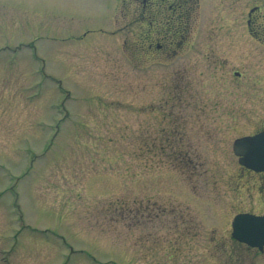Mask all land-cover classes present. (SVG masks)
I'll use <instances>...</instances> for the list:
<instances>
[{
  "label": "rangeland",
  "instance_id": "1",
  "mask_svg": "<svg viewBox=\"0 0 264 264\" xmlns=\"http://www.w3.org/2000/svg\"><path fill=\"white\" fill-rule=\"evenodd\" d=\"M123 7L0 0V264H264L230 235L235 213L264 214V176L232 152L264 91L233 105L213 81L216 12L159 63Z\"/></svg>",
  "mask_w": 264,
  "mask_h": 264
},
{
  "label": "flooded vegetation",
  "instance_id": "2",
  "mask_svg": "<svg viewBox=\"0 0 264 264\" xmlns=\"http://www.w3.org/2000/svg\"><path fill=\"white\" fill-rule=\"evenodd\" d=\"M120 1L124 4L122 15L128 20L122 26L136 28L135 46L140 59L149 62L171 61L179 55L182 57L188 50L190 52L200 20L207 13L216 12V18L211 17L216 26L219 24V28H215L224 30L229 38L222 44L224 55L209 58L207 67L218 74V77L213 76V81L220 84V89L233 105L242 96L249 99L258 89L264 91V66L260 67L264 64V0ZM241 105L230 109H225L224 104L219 105L222 113L218 115L225 119L226 115L241 113ZM261 129H264V122L254 132ZM256 174L254 186L261 183L264 176L263 172Z\"/></svg>",
  "mask_w": 264,
  "mask_h": 264
},
{
  "label": "water",
  "instance_id": "3",
  "mask_svg": "<svg viewBox=\"0 0 264 264\" xmlns=\"http://www.w3.org/2000/svg\"><path fill=\"white\" fill-rule=\"evenodd\" d=\"M233 150L241 155L239 162L256 171L264 170V131L238 138ZM232 236L240 241L262 249L264 245V215L239 213L232 221Z\"/></svg>",
  "mask_w": 264,
  "mask_h": 264
}]
</instances>
